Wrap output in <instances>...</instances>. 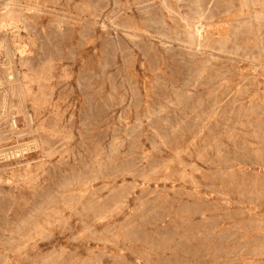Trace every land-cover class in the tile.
Wrapping results in <instances>:
<instances>
[{
    "label": "rangeland",
    "instance_id": "374dc122",
    "mask_svg": "<svg viewBox=\"0 0 264 264\" xmlns=\"http://www.w3.org/2000/svg\"><path fill=\"white\" fill-rule=\"evenodd\" d=\"M0 264H264V0H0Z\"/></svg>",
    "mask_w": 264,
    "mask_h": 264
},
{
    "label": "bare ground",
    "instance_id": "6f19581e",
    "mask_svg": "<svg viewBox=\"0 0 264 264\" xmlns=\"http://www.w3.org/2000/svg\"><path fill=\"white\" fill-rule=\"evenodd\" d=\"M12 3V2H11ZM10 9V8H9ZM12 9V8H11ZM5 15V14H4ZM26 46V45H25ZM16 54V53H15ZM22 55V54H21ZM12 58V57H11ZM11 60V59H10ZM19 63V62H18ZM23 75V74H22ZM28 76V75H27ZM40 76V75H39ZM30 78V77H29ZM9 80V79H8ZM32 82V81H31ZM14 92V91H13ZM23 96V95H22ZM19 97V96H18ZM22 100V99H21ZM24 101V100H22ZM38 102V101H37ZM34 109V108H33ZM58 109V108H57ZM33 111V110H32ZM25 112V111H24ZM15 115V114H14ZM7 117V116H6ZM30 127V126H29ZM40 128V127H39ZM31 130V129H30ZM45 133V132H44ZM38 146V145H37Z\"/></svg>",
    "mask_w": 264,
    "mask_h": 264
}]
</instances>
